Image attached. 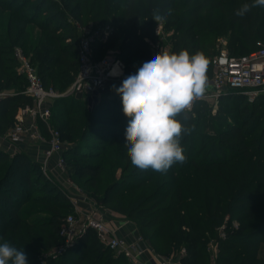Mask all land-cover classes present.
Wrapping results in <instances>:
<instances>
[{
	"label": "trees",
	"instance_id": "obj_1",
	"mask_svg": "<svg viewBox=\"0 0 264 264\" xmlns=\"http://www.w3.org/2000/svg\"><path fill=\"white\" fill-rule=\"evenodd\" d=\"M29 1L0 0V91H5L0 100V135L14 126L20 107L33 104L25 93L27 80L18 70L17 46L31 57L45 87L64 92L75 78L78 35L58 33L67 26L76 31L71 22L54 23L60 16L64 20L59 5L83 24L91 20L114 27L105 42L95 45L96 58L118 47L117 58L125 63L123 78L153 59L151 41L159 23L155 14L165 17L161 23L171 32L170 54L187 50L190 56L205 55L206 82L214 76L219 38L227 40L231 55L264 45V7L252 8L243 17L235 15L253 0H56L47 9L49 17L39 12L49 0H37L38 7ZM31 23L39 26L41 35L29 30ZM70 37L72 41H67ZM103 92L91 110L79 109L71 95L51 102L52 124L61 132L62 141L72 144L63 157L76 154L66 161L70 176L84 179L98 204L134 220L147 246L163 257L177 256L185 249L182 264H264V257L259 256L264 214L257 216L259 202L264 201V96L247 102L241 95L221 94L216 111L205 99L195 101L192 110L177 117L189 130L182 131L180 141L186 161L160 173L141 170L132 165L128 154L124 157L129 118L115 90ZM100 111L111 116L97 115ZM97 124L114 129L95 134L92 145L100 150L92 151L96 159H81L91 153H85L79 144H84L85 135L92 130L88 128ZM40 127L47 135L42 122ZM34 165L39 166L23 153L9 157L0 148V239L6 238L8 230H23V222L30 217V211H21L22 204L17 203L34 188ZM37 201L45 205L46 217L38 232L33 223H24L32 233L21 243L28 264H134L105 245L92 228L66 243L60 229L75 206L61 193ZM21 239L17 238V244ZM211 240L217 248L212 258L205 251ZM44 253L48 255L41 258Z\"/></svg>",
	"mask_w": 264,
	"mask_h": 264
},
{
	"label": "built area",
	"instance_id": "obj_2",
	"mask_svg": "<svg viewBox=\"0 0 264 264\" xmlns=\"http://www.w3.org/2000/svg\"><path fill=\"white\" fill-rule=\"evenodd\" d=\"M78 28L80 30L77 42L78 70L73 82L64 92L45 87L31 57L22 47L15 48V56L19 62L18 70L27 80L25 93L32 97L33 104L18 109L15 116L16 123L3 137L13 145H18L28 138L46 141L47 147L44 150L41 165L47 174L48 164L56 154H60L58 163L61 165L64 163L61 132L52 124L51 102L53 99L81 93L94 97V103H96L98 96L108 87V84L120 86L125 79L122 77L125 63L121 59L108 55L100 59L96 58L95 45L105 42L114 32V27L110 23L91 21L78 25ZM170 34L171 32H167L163 24L159 22L155 29V39L151 41L153 58L161 50L170 54ZM217 46L218 52L213 58L215 72L210 81L212 91L207 96L218 99L221 94L234 93L241 95L247 102H253L259 96H264V45L243 55H231L225 38H219ZM4 94L5 91H0V100ZM207 96L203 93L185 110H192L195 101L207 100ZM40 122L45 125L47 135L42 132ZM74 206V212L67 215L60 229V235L64 237L66 243H72L88 228H92L105 245L116 253L125 255L134 263L142 261L141 255L147 250L154 262L182 264L180 256L185 249H182L177 256L163 257L148 246L147 248L142 246L140 241L128 242L118 236L96 208L89 209L85 213V219H79L80 209Z\"/></svg>",
	"mask_w": 264,
	"mask_h": 264
},
{
	"label": "clouds",
	"instance_id": "obj_3",
	"mask_svg": "<svg viewBox=\"0 0 264 264\" xmlns=\"http://www.w3.org/2000/svg\"><path fill=\"white\" fill-rule=\"evenodd\" d=\"M264 7V0L245 3L235 11L245 16L252 8ZM156 22L163 15L155 14ZM208 60L201 52L189 55L187 50L169 54L161 50L127 76L113 89L120 96L122 110L129 118L124 144L133 166L166 173L176 163H184L181 147L182 123L177 117L205 91ZM0 264H28L23 250L9 242L0 243Z\"/></svg>",
	"mask_w": 264,
	"mask_h": 264
},
{
	"label": "rangeland",
	"instance_id": "obj_4",
	"mask_svg": "<svg viewBox=\"0 0 264 264\" xmlns=\"http://www.w3.org/2000/svg\"><path fill=\"white\" fill-rule=\"evenodd\" d=\"M36 1L37 0H30L28 3H29V5L34 3V7H35L38 4V3H36ZM35 3H36V5H35ZM55 3H56V0H49L48 3L44 4V6L39 7V12L42 15H48L47 9L54 7L56 5ZM38 5L36 7H38ZM58 7L64 13L65 16H64V20H63V16H60V18L56 19L54 21V23H60L61 21H68L69 23L71 22L70 24L76 26V31L74 30L73 27L67 26V27H61L58 30V33H66L68 35H72L74 33H77V35H78L77 39H78L79 32H80L78 25H82L83 23L80 22L78 19H76L75 16H72V14L69 13V10H66L61 5H59ZM29 14L31 15V14H33V12L30 11ZM36 16L37 15L34 16L35 19H36ZM48 17H49V15H48ZM89 21L91 22V20H89ZM93 22H95V21H93ZM27 27L35 35H37V34L41 35L42 34L41 29L39 28V26L36 23H31ZM77 39H76V41H78ZM67 41H72V37L68 38ZM106 55H108L109 57H112V58L117 57L118 47L109 48L106 51ZM111 86H113V85L108 84V87L105 88L102 95L112 93V91H114V90H112V88H110ZM211 91L212 90H211L210 82L208 81V82H206V85H205L204 95H206V96L209 95L211 93ZM69 95L74 97V100L76 101V105L79 107V109H84V106H85V107H87V109L91 110V109H93V107L95 105L94 97L82 95L81 93H79L77 95H75V94H69ZM100 95L99 96L97 95L98 99H99ZM207 97H208V99L206 101L212 106V110L216 111L218 109V104H219L218 99L215 97H211V96H207ZM263 110H264V108H263ZM97 115H101V116L104 115L105 117L111 116V114L105 113L104 111H100ZM78 116H80V115H78ZM261 122H263V121H261ZM88 129H92L94 131H92V130L88 131L87 134L85 135V139L83 141L84 144H79V145L82 146L83 151H86L85 153H91V154H87L86 156H84L85 158H81V159L92 160V159H96V157L93 156L94 154L92 155V151H96V153H100V150L97 147H93V145H92V143L94 141H96L95 134L101 133L102 135H104L105 132L103 130L114 129V127L112 125H108V124H97L94 127L90 126ZM2 137H3V135H0V142L1 143L3 142L2 139H4ZM34 140H36V139L33 138V140H27L26 142L29 143V145H34L33 144L35 142ZM32 141H33V143H32ZM102 143L106 144L107 142L104 141ZM21 144L14 145V146L10 145L9 150H5L2 145H0V148L7 151V153H9V157H13V155H15L16 153L21 152V153H23V155L27 156L28 158H31L32 161H34L35 163H38V165H39L38 167H35V165H34V168H33L34 188L29 192L27 197H24L22 199V201L17 203V204H22L20 207H18V209H20L21 211H24V212L30 211V217L27 218L26 222H23V230H21V231H10V230H8L7 233H9V234L6 236V238L0 239V243L9 242L13 246L18 245L15 247H17V249L21 250V247H22L21 243H23L24 239L27 237H32V233L27 232L28 228H27V225L24 226V223H33V225L35 227V232H38L41 229L39 227L41 225L42 219H44L46 217L44 214V210H43L45 205L41 202H38L37 199H40V198L44 199L45 197H50L56 193H61L63 196L67 197L74 205H76L78 209H80V214L78 215L79 219H85V213L91 208H96L98 213L103 217V219L106 221V223H108V222L113 223V222H118L122 219H125V220L128 219L126 216L114 211L110 207L98 204L92 198L90 192L88 191V187H87L84 179H80V178H77L75 176H73V177L70 176L66 161L69 157H74L76 155L74 152L65 153V156L63 157L64 158L63 165H61L57 162L53 166V165H50V163H49L48 169H47L48 174H47L44 172L42 165H41V162L34 159L27 152H25L24 146L20 147ZM71 146H72V144H69L68 142L63 140V151L67 148L70 149ZM126 154H127V152L124 153V157L126 156ZM59 155L60 154H56L55 156L58 157ZM79 157H83V156H79ZM9 159L6 160V162L3 165H5L9 161ZM121 165L123 166V162ZM107 168H108V166H107ZM117 172H118V176H119L121 169H118ZM39 195H42V196H39ZM263 214H264V201L259 202V212H258L257 216L260 218L261 216H263ZM132 221H134V220H132ZM234 223L237 226L238 221L236 219H234ZM251 227L255 228L256 226L251 225ZM220 229H221V227H220ZM18 237L22 238L19 241L20 245L17 244V238ZM263 238H264V236H263ZM205 251L210 253V258L215 256V254L217 253V248H216L214 240L210 241V243L207 245ZM46 255H48V254L47 253L42 254L41 258L45 257ZM150 256H151V254H150ZM259 256L264 257V239L262 240L261 250L259 251ZM129 261L134 263L131 260H129ZM150 262L151 261L147 258V259H143L142 261H139L138 263H134V264H150ZM154 263L159 264L158 261H156Z\"/></svg>",
	"mask_w": 264,
	"mask_h": 264
},
{
	"label": "crops",
	"instance_id": "obj_5",
	"mask_svg": "<svg viewBox=\"0 0 264 264\" xmlns=\"http://www.w3.org/2000/svg\"><path fill=\"white\" fill-rule=\"evenodd\" d=\"M2 140L3 142L2 143L0 142V145H2L5 150H9L10 145L14 146L9 141H7L5 138ZM27 140H33V139H30V138L26 139L25 141L22 142V144L20 143L21 144L20 147L24 146L25 152H27L34 159L42 162L44 158V150L47 147V143L45 141L34 140L35 141L34 143L32 141L34 145H29V143L26 142ZM57 162H58V157L54 156L51 159L50 165L54 166ZM108 224L118 236L126 239L128 242L134 243L136 241H140V244L147 248V244L141 239V236L138 231V227L134 221L130 219H127V220L122 219L118 222H113V223L108 222ZM141 257H142V260L148 258L151 261L150 264L151 263L155 264L154 260L150 256L149 251L145 250L144 253L141 255Z\"/></svg>",
	"mask_w": 264,
	"mask_h": 264
}]
</instances>
